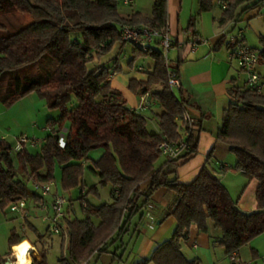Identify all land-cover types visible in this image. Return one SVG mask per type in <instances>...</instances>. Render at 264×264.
I'll return each mask as SVG.
<instances>
[{
	"label": "trees",
	"instance_id": "1",
	"mask_svg": "<svg viewBox=\"0 0 264 264\" xmlns=\"http://www.w3.org/2000/svg\"><path fill=\"white\" fill-rule=\"evenodd\" d=\"M218 2L221 24L235 22L240 11L264 9V0H197L198 14L211 11ZM13 9H25L32 20L15 30L0 24V102L10 105L37 92L49 110L59 112L57 119L45 121L48 133L39 151L31 153L24 148L15 153V159L27 181L52 182L59 167L62 190L79 189L84 218L64 220L69 260L63 259V264H82L94 253H108L134 213L148 206L152 193L159 188L174 196L166 217H173L176 227L171 238L139 264H197L181 251V243L192 227L206 233L211 225L219 232L218 237L210 238L212 244L222 247L228 256L264 233V94L256 93L245 82L232 86L216 131V140L235 157L232 169L258 182L257 209L247 213L237 207L220 178L207 166L191 183H178L175 162L196 150L190 129L186 128L184 134L191 152L157 167L161 157L158 144L164 138L169 142L182 140L177 119L185 112V100L176 98L168 86L169 70L179 76L176 65L167 68L161 52L151 46L145 52L133 46L128 61L130 67L140 58H150L154 63L145 80H129L128 90L137 97L149 93L161 108L157 133H150L146 117L130 109L120 92L111 88L110 76L117 73L118 60L114 59L112 66L98 65L116 44H126L119 38L124 26L165 28L166 0H154L149 16L132 12L126 18L118 12V0H0V14ZM259 43L260 49L255 50L259 67L264 68V37ZM63 129L64 146L60 147L58 139ZM96 149L103 153L89 163V152ZM12 153V144L0 138L2 210L20 200L43 201L37 193L28 194L24 181L16 179ZM87 168L100 185L110 187L109 204L95 206L88 200L87 196L98 195V190L96 185L86 189L83 184ZM145 182L148 185L140 192ZM140 198L142 202L137 205ZM24 221L31 227L27 219ZM23 241L24 236L11 230L10 249ZM111 254L120 262V254ZM4 262L0 256V264ZM31 264L46 263L33 258Z\"/></svg>",
	"mask_w": 264,
	"mask_h": 264
},
{
	"label": "crops",
	"instance_id": "2",
	"mask_svg": "<svg viewBox=\"0 0 264 264\" xmlns=\"http://www.w3.org/2000/svg\"><path fill=\"white\" fill-rule=\"evenodd\" d=\"M195 1L196 11L189 16L186 27L187 31H189L191 28H194L197 16L201 14H198L197 0ZM182 4L183 0H166L167 26L170 30V35L173 40V50L171 52L174 53V57H171V54H169V65H176L178 67V77L180 81V89L178 90L180 94L179 99L183 98L185 100V112L188 117L197 121L191 130L192 135L196 139V150L192 156L180 159L175 162L174 176L176 177L178 183L189 184L197 177L200 170L207 166L220 178L221 184L226 189L230 198L236 202L237 207L243 212H253L257 209L256 191L258 188V182L254 179L248 180L242 174V171H234L232 167L235 163V157L230 154L228 149L223 144L216 140V131L221 124L222 112L227 107L230 100L228 94L229 89L234 85L239 86L237 82L239 73L241 72L238 68L237 70H234L232 63L227 60V51L229 47L228 43L226 45V50H221L220 44L222 43V39L220 40V38L222 36L218 38L214 37V40L211 44L201 43V45L198 44L196 46L194 51L190 50L189 40L191 38L187 37V39L184 41L177 32L178 16L182 10ZM217 5L219 6V4ZM213 9L211 11H213ZM221 11L222 10L220 8V16ZM132 12L141 13L139 10ZM132 12L126 14V16L120 15L126 18ZM260 12H264V9H262ZM141 14L144 15L143 13ZM240 18L241 14L237 20ZM192 19L194 20V25L190 27L189 24ZM219 19L220 17L218 18V23L221 27L230 23L227 22L225 24H221ZM191 34L193 37H201L197 31H192ZM151 47L156 51H160L156 44H152ZM140 60L141 63L138 64L137 62ZM98 65L100 64L98 63ZM153 66L154 63L150 58H140L131 67L128 66V63L127 67L125 68L122 67V64H119L123 74L119 76V74L113 73L110 76V86L112 89H115L118 92L120 89H128V82L130 79L145 80L147 73L152 72ZM138 68H141L142 70L139 71ZM121 94H123L122 91ZM134 97L138 101V97L135 95ZM123 100L130 109H134L137 105V102L134 103V101L131 102L129 100L131 102L130 103L126 97L123 98ZM153 102L154 105H152L149 109L143 110L139 113L142 114L143 112H146L149 114V116L155 118L157 123L156 129L152 130L150 133H157V115H159L162 110L154 100ZM156 109L158 111H156ZM177 124L178 132L182 135V140L186 139L183 129V122L180 119H177ZM28 148L30 149L32 147H27V150L29 151ZM166 161L167 159L164 158V161L159 162L157 167H160ZM223 167L225 169L222 171L221 169ZM147 185L148 182L143 183L140 186V192H142L147 187ZM72 190H78L79 193V189ZM57 191L59 193L63 191L60 183L57 185ZM86 191L87 190L83 192ZM35 193L41 196L39 191ZM96 196L99 197V194ZM173 200V194L165 188H159L154 191L150 197L149 205L134 213L130 219V222L125 226L124 233L108 248V253H102L99 255L94 253L90 255L88 259L82 264H89L93 259L98 260L99 264H139L144 259L148 258L158 245L171 238L175 230V219L173 217H166ZM27 201H29V199ZM30 201L37 207V203L31 199ZM110 202L111 198L110 201L106 203L109 204ZM141 202V198L136 201L137 205H139ZM71 205L72 203L70 202V209H72ZM65 212L66 219L68 220L84 218V214L83 218L72 216L69 208H67ZM94 223L97 224L98 220H94ZM30 226L34 233L37 234V229L35 226L32 224ZM19 236H24L25 242H27L29 245L31 244L30 246L32 249L34 248L32 251V258H35L37 262L41 261L42 258L35 249V245L37 244L36 239H33L31 236H27L24 232H22ZM61 236L62 241L68 240V233L66 229L65 233ZM218 236L219 232L214 230L211 225L209 226L206 233L199 232L195 227H192L188 235V240L181 243V251L184 257L187 260H196L198 264L199 254L189 257L188 253L184 251L183 246H187L188 249L197 250V253H199V249L209 253L210 249H214L215 246H218L212 244L210 238ZM127 237L130 241L135 239L136 244L141 242L140 249H138L137 252L132 250L128 253V246L124 243V240ZM193 245H195L196 248H194ZM221 249L224 253V249L222 247ZM112 252H115L116 255L120 254V262L113 258L111 254ZM240 253V250L238 253H233L238 258L239 264H255L252 260V256L251 259L247 258V261L241 262ZM224 255L225 259H229L228 255L225 253Z\"/></svg>",
	"mask_w": 264,
	"mask_h": 264
},
{
	"label": "rangeland",
	"instance_id": "3",
	"mask_svg": "<svg viewBox=\"0 0 264 264\" xmlns=\"http://www.w3.org/2000/svg\"><path fill=\"white\" fill-rule=\"evenodd\" d=\"M131 1L132 4L130 6H125L122 3L123 0H118V12L121 15L126 16V14L137 10H139L144 15L150 14L154 0ZM217 4L213 11L201 13L199 16H197L194 28H191L189 31H187L186 27L189 16L196 11V1L183 0L182 10L180 11L178 16V35L182 37L184 41L187 39V37L191 38L189 41L197 38L205 41V44H211L214 40V37L218 38L222 36V43L220 44V47L221 50L225 51L227 43L229 44L231 38L236 37L238 32L241 30L243 32V36L245 37L244 42L249 47L259 50V38L261 36L264 37V12H260L258 10H249L245 12L240 11L238 12L239 14H241V18L239 20L230 22L221 27L218 23V18L220 17V3L219 6ZM31 20L32 18L30 14L27 13L25 9H13L0 14V24L5 25L11 30L19 29L20 27L29 24ZM192 31H197V33H199L201 37H193V35L191 34ZM132 51L133 46L130 44H116L109 54L100 58L99 64L112 66V62L116 58L118 59V65L122 64V67L125 68L127 67V63L132 56ZM171 51L169 54H171V57H174V53ZM137 63H141V60ZM231 63L233 69L237 70L236 64L234 62ZM259 72L262 76H264V68L259 67ZM31 73H35V70L32 69ZM117 74H119V76L123 74L119 67L117 68ZM244 81L245 75L243 73H239L237 82L238 85L242 86ZM121 91L123 94H121ZM119 92L121 94V99L126 97V99L128 98V101H134V103L137 102L130 90L125 88L120 89ZM174 94L176 98L180 97L179 91L177 89L174 90ZM156 111L158 110L156 109ZM142 114L147 117V130L149 132L155 130L157 124L155 118L149 116V114L146 112H143ZM58 116V110H49L45 105L44 100L40 98L37 92H32L10 105H6L0 102V138L12 144L17 137L25 135L29 139L37 142L36 147H32L30 149L28 148L30 152L34 153L36 151H39L41 142L47 135L48 131L45 127V121L48 118L57 119ZM68 126L69 123H66L65 127ZM102 153V149L90 151L88 155L89 163L96 161ZM230 154L234 156L232 153ZM12 159L14 161V168L16 170V179L24 181L28 194L38 192L36 189H34V185L31 182L27 181L25 175L18 169V164L16 163L14 152L12 153ZM163 161L164 158L162 156L159 157L158 163ZM59 180L60 169L59 167H56L55 179L51 182L50 193L43 197V201L46 202L48 206L51 205L53 196L58 192L57 185H59L60 183ZM82 182L87 189L93 185H96L99 197L94 194L88 195V200L91 204L100 205L110 201V187L100 185L98 183V177H96L88 168L84 171ZM59 194L65 200L63 209L66 210L67 208H69L72 216L83 218L78 190H71L70 192L61 191ZM70 202L72 203V209H70ZM26 206L28 210L27 221L35 226V228L37 229V234L34 233V231L26 224L23 219H21L16 214L9 212L8 206L3 210L0 209V256L5 257V259L11 258V260L14 258L12 255V248L10 249L8 243L10 232L11 230H14L16 235H20L22 232H24L27 236H31L33 237V239H36L37 244L35 245V249L46 264H63V259H65V262L68 261L69 256L67 249V240L62 241L61 235H54L49 233V231L47 230V222L42 221L41 216H43L44 213L40 208L31 203L30 199L29 201H26ZM48 213L49 215L52 214L50 209ZM135 242V239H133V241H130L128 237L124 240L125 245L128 246V253L132 250L134 252H137L138 249H140L141 242L137 244ZM183 247L184 251L188 253L189 257H193V255L199 254L198 264H230L229 259H225V255L220 246H215L214 249H210L209 253L201 249H199V253H197V250L188 249L187 246ZM240 252L241 262L247 261V258L251 259L252 256V260L255 264H264V233L258 235L257 237L252 239L249 244L243 246L240 249ZM253 252H256V255L255 253L253 254ZM32 260L33 258L31 255L30 263H32ZM89 264H99V261L93 259Z\"/></svg>",
	"mask_w": 264,
	"mask_h": 264
},
{
	"label": "built area",
	"instance_id": "4",
	"mask_svg": "<svg viewBox=\"0 0 264 264\" xmlns=\"http://www.w3.org/2000/svg\"><path fill=\"white\" fill-rule=\"evenodd\" d=\"M122 3L125 6H130L132 1L123 0ZM119 38L121 42L135 46L144 52L147 51L152 44H156L159 47L162 58L164 59L165 66L169 68V53L173 48V40L170 36L168 26L163 29L124 26L120 31ZM201 43H205V41L197 38L193 39L189 42L190 50L194 51L196 46ZM228 45L227 60L229 62H234L239 71L245 75L246 86L250 87L258 94H264V77L260 75L258 70V52L255 49L249 47L244 42L243 32L241 30L238 32L236 37L231 38ZM138 70L141 71L142 69L138 68ZM168 86L173 94L175 89H180L179 77H177V75L171 70L168 71ZM152 105H154L153 99L149 93H146L138 97L137 105L134 109L138 112H141L143 110L149 109ZM180 120L183 122L184 130L186 128L192 130L197 122L196 120L189 118L186 112L183 113ZM65 132L66 129H63L58 139L60 147L64 146ZM36 144V141L29 139L25 135H21L14 140L12 144V152L18 153L24 148L36 147ZM156 149L165 159L176 160L181 156L190 153L191 145L187 143L185 139L179 140L178 142H169L164 138V140L158 144ZM33 185L34 189L39 191L42 197L50 193L51 182L33 183ZM64 204L65 200L57 192L53 196V201L50 206H48L44 201L37 205V207L40 208L44 213V215L41 216L42 221L47 222V230L50 234L63 235L65 233L64 220L66 218V212L63 209ZM49 209L51 210V215L48 213ZM8 210L23 220L27 219L28 217V210L25 200L11 203L8 206ZM193 247L196 248L195 245H193ZM32 254H30L29 257ZM229 259L230 264H239V260L235 254H231Z\"/></svg>",
	"mask_w": 264,
	"mask_h": 264
},
{
	"label": "bare ground",
	"instance_id": "5",
	"mask_svg": "<svg viewBox=\"0 0 264 264\" xmlns=\"http://www.w3.org/2000/svg\"><path fill=\"white\" fill-rule=\"evenodd\" d=\"M23 246H27L26 248ZM33 249L31 246L23 241L16 247L12 248L13 259L12 264H31L29 255L32 254Z\"/></svg>",
	"mask_w": 264,
	"mask_h": 264
},
{
	"label": "water",
	"instance_id": "6",
	"mask_svg": "<svg viewBox=\"0 0 264 264\" xmlns=\"http://www.w3.org/2000/svg\"><path fill=\"white\" fill-rule=\"evenodd\" d=\"M4 264H12V263H11V258H7V259H5Z\"/></svg>",
	"mask_w": 264,
	"mask_h": 264
},
{
	"label": "snow or ice",
	"instance_id": "7",
	"mask_svg": "<svg viewBox=\"0 0 264 264\" xmlns=\"http://www.w3.org/2000/svg\"><path fill=\"white\" fill-rule=\"evenodd\" d=\"M23 247H25V248H26L27 246H23Z\"/></svg>",
	"mask_w": 264,
	"mask_h": 264
}]
</instances>
